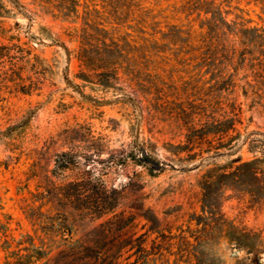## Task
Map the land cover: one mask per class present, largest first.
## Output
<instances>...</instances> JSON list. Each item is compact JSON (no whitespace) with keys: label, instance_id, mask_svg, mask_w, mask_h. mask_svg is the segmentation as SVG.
<instances>
[{"label":"rangeland","instance_id":"1","mask_svg":"<svg viewBox=\"0 0 264 264\" xmlns=\"http://www.w3.org/2000/svg\"><path fill=\"white\" fill-rule=\"evenodd\" d=\"M11 1L0 0V264L27 263L28 236L45 239L42 262L62 264L70 255L47 239L63 225L89 249L80 264H264V155L249 151L264 141V0ZM217 10L262 38L244 48L217 34ZM96 179L122 192L97 220L71 198ZM118 215L122 230L103 239Z\"/></svg>","mask_w":264,"mask_h":264},{"label":"trees","instance_id":"2","mask_svg":"<svg viewBox=\"0 0 264 264\" xmlns=\"http://www.w3.org/2000/svg\"><path fill=\"white\" fill-rule=\"evenodd\" d=\"M13 5L19 6L18 2L16 0L11 1ZM211 18H208V24L207 25H214L216 28L217 34H227L232 37L236 41H238L239 44L244 46V48H247V43H255L256 40L262 38V34L258 33V30L252 28L248 29L245 27L239 26L236 22H230L227 21L225 17H223V13L220 11H213L210 13ZM262 137H264V134L259 133ZM257 149L258 153H262L264 155V141L261 139H255L251 141V145L249 146V151ZM61 156H57L55 160V169H60L63 167V164L60 161ZM248 164V163H247ZM250 164V163H249ZM98 182V184H97ZM96 184H91V181L85 182L83 180V183H79L76 185L73 189V195H71V198H74V200L77 202L79 206L80 213H84L87 216L92 217V219H100L103 216L112 213L117 207H118V201L119 196L122 194V192L118 191L117 189L113 188H107L101 181L96 179ZM74 196V197H72ZM114 222H107L103 223L99 226V233L101 234L103 239L107 238L108 233L114 232L116 235L120 233V231L123 228V217L121 215L114 217ZM112 221V220H111ZM67 225H63L60 227L61 234L49 237L47 241L50 243H56V238H58V243L62 242L61 245L64 246V250L62 253H65V255H70L68 258L64 259L62 264H80V255H82L84 252H88L89 249L85 245H83L82 241H74L71 242L67 239H65V236H67L66 233L69 232V229L66 227ZM28 244H29V254L25 255L24 257H27V263H23L22 256L17 257L14 261L9 260L5 264H47V262H42L41 260H45L47 258L48 253L46 251L47 246L44 242L45 239H42L40 237H37V240L41 244V246H37L34 241L36 238L34 236H28ZM55 241V242H54ZM101 253H94V260L98 261L101 264H117V261L115 259H112L110 261H106V258H99L101 257ZM117 256V255H116ZM24 260V259H23ZM42 262V263H40ZM53 264H61L59 260H55ZM83 264H89L87 261H84Z\"/></svg>","mask_w":264,"mask_h":264},{"label":"water","instance_id":"3","mask_svg":"<svg viewBox=\"0 0 264 264\" xmlns=\"http://www.w3.org/2000/svg\"><path fill=\"white\" fill-rule=\"evenodd\" d=\"M141 153H142V156H145V152H144V151H142ZM148 162H149V163H151L152 165H154V167H155L156 169H158V168H159V165H158V164H156V163H154L153 161H151V160H148Z\"/></svg>","mask_w":264,"mask_h":264}]
</instances>
